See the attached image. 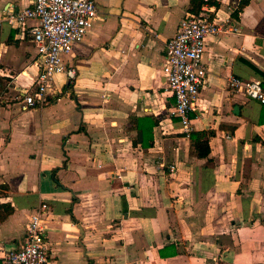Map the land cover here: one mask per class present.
Wrapping results in <instances>:
<instances>
[{
  "label": "crops",
  "instance_id": "0c3cea01",
  "mask_svg": "<svg viewBox=\"0 0 264 264\" xmlns=\"http://www.w3.org/2000/svg\"><path fill=\"white\" fill-rule=\"evenodd\" d=\"M33 1L0 0V15ZM205 1L198 14L220 27L190 114L193 132L214 133L205 159L170 117L163 73L191 0H96L64 57L76 78L56 76L48 104L28 111L36 22L3 25L0 262L46 204L50 264H264V105L228 88L231 76L264 87V0Z\"/></svg>",
  "mask_w": 264,
  "mask_h": 264
},
{
  "label": "built area",
  "instance_id": "2783aa9c",
  "mask_svg": "<svg viewBox=\"0 0 264 264\" xmlns=\"http://www.w3.org/2000/svg\"><path fill=\"white\" fill-rule=\"evenodd\" d=\"M209 14L204 10L187 15L180 23L178 34L166 44L163 73L167 91L175 100L170 117L179 120L187 137L193 133L190 114L207 75L203 60L206 40L220 30ZM98 16L96 0H34L27 7L13 8L0 15V30L4 24L23 27L30 21L36 22L30 34L37 47L39 73L34 88L24 94L26 111L43 109L48 104L56 76L65 75L70 81L76 78V69L67 66L64 57L71 54L76 43L85 39ZM228 88L264 105V87L259 80L244 81L231 76ZM170 170L175 172L173 167ZM48 208L42 204L35 209L23 243L18 250L4 253L0 264H50L45 221Z\"/></svg>",
  "mask_w": 264,
  "mask_h": 264
},
{
  "label": "trees",
  "instance_id": "16d2710c",
  "mask_svg": "<svg viewBox=\"0 0 264 264\" xmlns=\"http://www.w3.org/2000/svg\"><path fill=\"white\" fill-rule=\"evenodd\" d=\"M214 3L205 0H191L190 4V12L192 14H198L201 8L204 5H213ZM245 3L243 2L238 10L234 13L235 16H238L239 13L242 11ZM257 31L264 35V20L258 25ZM4 89L0 88V105L2 104V97L4 96ZM214 136L213 132H193L190 135L191 139V146L194 149L198 158L205 159L208 158L211 149L209 145L210 138ZM1 190H7V187L4 185H0V192ZM1 208V207H0ZM12 211H9L11 213Z\"/></svg>",
  "mask_w": 264,
  "mask_h": 264
},
{
  "label": "rangeland",
  "instance_id": "374dc122",
  "mask_svg": "<svg viewBox=\"0 0 264 264\" xmlns=\"http://www.w3.org/2000/svg\"><path fill=\"white\" fill-rule=\"evenodd\" d=\"M0 82L4 85V86H3V89L7 87V86H6V85H7V82H3V81H1V79H0Z\"/></svg>",
  "mask_w": 264,
  "mask_h": 264
}]
</instances>
